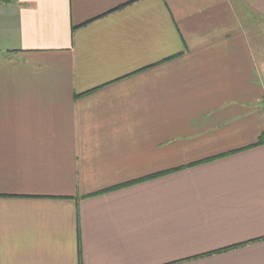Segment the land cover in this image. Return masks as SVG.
<instances>
[{
  "label": "crops",
  "instance_id": "1",
  "mask_svg": "<svg viewBox=\"0 0 264 264\" xmlns=\"http://www.w3.org/2000/svg\"><path fill=\"white\" fill-rule=\"evenodd\" d=\"M0 264H264V0H0Z\"/></svg>",
  "mask_w": 264,
  "mask_h": 264
},
{
  "label": "trees",
  "instance_id": "2",
  "mask_svg": "<svg viewBox=\"0 0 264 264\" xmlns=\"http://www.w3.org/2000/svg\"><path fill=\"white\" fill-rule=\"evenodd\" d=\"M233 248H235V247H233Z\"/></svg>",
  "mask_w": 264,
  "mask_h": 264
}]
</instances>
